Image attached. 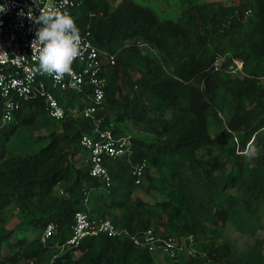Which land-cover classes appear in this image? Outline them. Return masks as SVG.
Masks as SVG:
<instances>
[{"label":"trees","instance_id":"trees-1","mask_svg":"<svg viewBox=\"0 0 264 264\" xmlns=\"http://www.w3.org/2000/svg\"><path fill=\"white\" fill-rule=\"evenodd\" d=\"M115 1L82 0L71 16L116 53L97 116L100 128L131 139L129 150L106 160L107 187L82 143L96 134L82 113L85 95L50 88L62 119L49 116L43 95L22 100L13 120L0 122V264H264V0H183L177 18ZM234 58L244 62L240 74ZM143 160L147 184L138 185L133 166ZM140 187L164 197L136 196ZM79 210L133 235L193 236L195 252L160 258L102 233L85 238L79 255L51 262ZM50 223L56 233L43 244ZM228 225L247 236L239 260L224 240Z\"/></svg>","mask_w":264,"mask_h":264},{"label":"built area","instance_id":"built-area-1","mask_svg":"<svg viewBox=\"0 0 264 264\" xmlns=\"http://www.w3.org/2000/svg\"><path fill=\"white\" fill-rule=\"evenodd\" d=\"M0 4L8 9L5 13H0V21H2L0 23V122H11L22 100L37 95L44 96L51 118H64L65 107L51 91V87L87 95V98L83 97L82 113L85 117L94 119L96 134L85 135L82 143L90 151L91 174L100 178L107 187H111L112 174L106 165V160L124 155L132 142L130 138L117 137L111 129L100 128L101 119L97 116L106 98V79L103 73L109 64L116 63V53L101 50L93 41L91 30L87 29L80 31L82 54L72 65L71 75H65L57 80L51 75L41 74L36 71L38 61L34 58L31 47L32 41L36 38V29L40 25L28 18L29 9L34 16H39V8L47 5L72 15L74 10L82 5V0H0ZM250 13L251 10L247 11V14ZM221 59L214 63L216 68ZM243 67L244 62L235 58L230 65L232 71L237 74L243 72ZM147 168L146 160L133 166V175L138 185L144 183ZM55 233L56 225L48 224L40 236L41 242L47 244ZM102 233L125 235L135 244L149 247L153 253L162 251L171 257L182 251L191 252L188 246L194 242L193 236L183 239L159 238L152 229L142 235H133L128 230L120 229L110 219L92 218L86 211L79 210L75 214L71 236L59 244V251L51 262L67 251L78 253L85 238Z\"/></svg>","mask_w":264,"mask_h":264},{"label":"clouds","instance_id":"clouds-1","mask_svg":"<svg viewBox=\"0 0 264 264\" xmlns=\"http://www.w3.org/2000/svg\"><path fill=\"white\" fill-rule=\"evenodd\" d=\"M6 11L7 7L0 4V13ZM39 13V16H34L31 9L27 13L30 20L40 25L31 44L34 58L38 61L36 71L59 80L72 74V65L82 54L80 30L67 11L46 5L39 8Z\"/></svg>","mask_w":264,"mask_h":264},{"label":"rangeland","instance_id":"rangeland-1","mask_svg":"<svg viewBox=\"0 0 264 264\" xmlns=\"http://www.w3.org/2000/svg\"><path fill=\"white\" fill-rule=\"evenodd\" d=\"M121 0H116V2H120ZM136 2L146 5V6H150L154 11H156L160 16L162 17H167V18H177V16L179 15L180 12V7L183 0H135ZM204 1V0H201ZM224 1H231V0H224ZM142 47H147L146 45H142ZM139 134H142V132H138ZM255 141L251 142L248 148V154L251 157L252 160L255 159L256 157V152H255ZM144 183L147 184V180L145 179ZM136 196H141L145 199H148L150 201H157L160 200L164 197V195L160 192H158L157 190H153L150 192H146L145 190L138 188L136 191ZM33 236H37V234L33 235ZM224 240L229 241L230 243L233 244V248H234V257L235 259H241L242 257L245 256L246 254V249L248 246V242H247V236L241 234L240 232H238L234 226L232 225H228L225 229L224 232ZM197 242L192 245L188 246V249H191V252H188V250L185 251V253L183 254L184 256L188 255V254H192L195 252V248H196ZM8 251V246L6 245L4 247V252ZM77 254V253H76ZM156 255H158L160 258H164L167 256L166 253L160 251V252H155ZM79 255V252L78 254Z\"/></svg>","mask_w":264,"mask_h":264}]
</instances>
